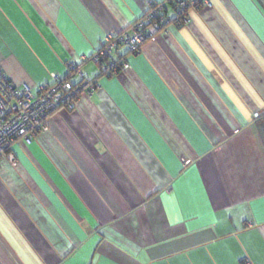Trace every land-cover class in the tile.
Segmentation results:
<instances>
[{
	"label": "crops",
	"instance_id": "obj_1",
	"mask_svg": "<svg viewBox=\"0 0 264 264\" xmlns=\"http://www.w3.org/2000/svg\"><path fill=\"white\" fill-rule=\"evenodd\" d=\"M167 0H0V65L36 91ZM171 7L169 14H174ZM148 30L0 167V264H264V0Z\"/></svg>",
	"mask_w": 264,
	"mask_h": 264
},
{
	"label": "built area",
	"instance_id": "obj_2",
	"mask_svg": "<svg viewBox=\"0 0 264 264\" xmlns=\"http://www.w3.org/2000/svg\"><path fill=\"white\" fill-rule=\"evenodd\" d=\"M211 0H167L166 3H154L128 30H111L94 60L101 66V75L90 82L82 81L74 84L70 76L82 73L77 65H71L68 77L58 80L52 85H42L36 91L30 86L15 85L0 65V167L3 161L15 166L18 158L13 146L19 141L33 142L42 133L50 131L48 118L63 108L73 109L75 101L82 90L93 89L100 85L103 78L127 70L130 65L126 61L127 54L120 53L126 47L127 53H135L146 41L150 33L166 29L173 21H183L192 7L210 5ZM165 5L173 7V16L164 15ZM174 5V6H172Z\"/></svg>",
	"mask_w": 264,
	"mask_h": 264
},
{
	"label": "trees",
	"instance_id": "obj_3",
	"mask_svg": "<svg viewBox=\"0 0 264 264\" xmlns=\"http://www.w3.org/2000/svg\"><path fill=\"white\" fill-rule=\"evenodd\" d=\"M160 3H162V2H160ZM172 6H174V5H172ZM170 9H171V7L169 6V5H165V12H164V15H168V16H173V14H169V11H170ZM174 13V12H173ZM135 53H137V52H135ZM76 65V64H75ZM100 68H101V66H100ZM102 70V69H101Z\"/></svg>",
	"mask_w": 264,
	"mask_h": 264
},
{
	"label": "rangeland",
	"instance_id": "obj_4",
	"mask_svg": "<svg viewBox=\"0 0 264 264\" xmlns=\"http://www.w3.org/2000/svg\"><path fill=\"white\" fill-rule=\"evenodd\" d=\"M80 77H82V76L80 75Z\"/></svg>",
	"mask_w": 264,
	"mask_h": 264
}]
</instances>
